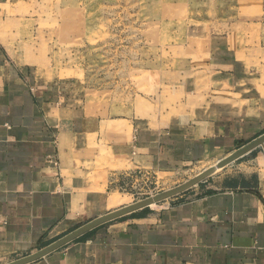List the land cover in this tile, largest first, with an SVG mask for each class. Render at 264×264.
<instances>
[{"label":"crops","instance_id":"1","mask_svg":"<svg viewBox=\"0 0 264 264\" xmlns=\"http://www.w3.org/2000/svg\"><path fill=\"white\" fill-rule=\"evenodd\" d=\"M187 1L193 21L174 64L97 91L43 73L0 28V264L113 212L120 177L171 173L264 135V46L247 43L242 22L261 20L264 0ZM243 168L32 264H264V160Z\"/></svg>","mask_w":264,"mask_h":264},{"label":"rangeland","instance_id":"2","mask_svg":"<svg viewBox=\"0 0 264 264\" xmlns=\"http://www.w3.org/2000/svg\"><path fill=\"white\" fill-rule=\"evenodd\" d=\"M17 5L21 12L12 10ZM189 6L187 0H25L0 7L4 13L10 11L0 16V28L14 45H27V56L31 54L43 65V73L58 76L61 83L74 84L76 89L97 91L101 83L102 87L129 84L131 73L152 69L157 73L171 67L181 53L186 25L193 21ZM262 6L261 20L242 21L250 24H243L250 45L264 46ZM260 71L264 89V64ZM138 86L141 91L142 84ZM228 156L166 174L120 177L111 190V210L175 189ZM262 160L264 146L208 178L240 172Z\"/></svg>","mask_w":264,"mask_h":264},{"label":"water","instance_id":"3","mask_svg":"<svg viewBox=\"0 0 264 264\" xmlns=\"http://www.w3.org/2000/svg\"><path fill=\"white\" fill-rule=\"evenodd\" d=\"M264 146V135H261L257 139L253 140L252 142L248 143L247 145L243 146L233 154L229 155L228 157L220 160L215 167H212L201 174L197 175L195 178L192 180L186 182L185 184L172 189L170 191H167L165 193H162L160 195H157L155 197L146 199L144 201H141L137 204H134L132 206H129L127 208L118 210L116 212L107 214L103 217H100L98 219H95L88 224L80 227L79 229L73 231L72 233L68 234L67 236L61 238L57 242L49 245L48 247L38 251L37 253L33 255H29L25 258H22L20 260H17L15 262H12L10 264H32L45 256L49 255L50 253L66 246L67 244L75 241L76 239L80 238L81 236L85 235L86 233L100 227L101 225H104L108 222H111L113 220H116L120 217H123L125 215H128L130 213L136 212L138 210L144 209V208H149L153 205H156L158 203H161L167 199H170L174 196H177L190 188L196 186L200 182L204 181L208 177L212 176L217 170L223 169L226 166L232 164L233 162L239 160L240 158L244 157L245 155L249 154L253 150H255L258 147H263Z\"/></svg>","mask_w":264,"mask_h":264},{"label":"bare ground","instance_id":"4","mask_svg":"<svg viewBox=\"0 0 264 264\" xmlns=\"http://www.w3.org/2000/svg\"><path fill=\"white\" fill-rule=\"evenodd\" d=\"M215 164V163H214ZM213 166V165H212ZM213 167H215V166H213ZM212 168V167H211ZM206 169V168H205ZM203 171V170H202ZM219 171V170H218ZM198 175V174H197Z\"/></svg>","mask_w":264,"mask_h":264}]
</instances>
